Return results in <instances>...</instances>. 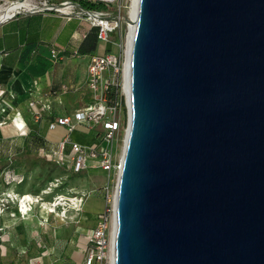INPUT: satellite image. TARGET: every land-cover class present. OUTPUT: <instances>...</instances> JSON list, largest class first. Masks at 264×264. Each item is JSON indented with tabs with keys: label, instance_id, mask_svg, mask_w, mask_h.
<instances>
[{
	"label": "water",
	"instance_id": "obj_1",
	"mask_svg": "<svg viewBox=\"0 0 264 264\" xmlns=\"http://www.w3.org/2000/svg\"><path fill=\"white\" fill-rule=\"evenodd\" d=\"M128 99L113 264H264V0H138Z\"/></svg>",
	"mask_w": 264,
	"mask_h": 264
},
{
	"label": "rangeland",
	"instance_id": "obj_2",
	"mask_svg": "<svg viewBox=\"0 0 264 264\" xmlns=\"http://www.w3.org/2000/svg\"><path fill=\"white\" fill-rule=\"evenodd\" d=\"M5 2L6 0H0V5ZM31 3L36 12L46 6L66 3L71 7L66 12L44 11L71 17H87L84 13L87 9L85 10L68 0L59 3L56 0H48L47 4H45V0H32ZM105 4L116 10H118V6L123 7L120 23L121 38L117 41L111 34L110 41H108L111 43L112 53L117 55L121 67L120 72L114 76L116 85L112 88L117 94V100L112 103L107 102V105L116 108L111 115L119 117L122 123V116L126 115L127 111L122 90V67L125 59V43L130 30L124 18L129 12L130 0H114ZM86 20L89 22L88 19ZM98 52H100L99 49ZM11 100L12 97L4 99L3 93H0V104H7L4 108L0 106V260L6 264H13V261L17 264H57L60 261L58 257L62 254L61 251L65 249L67 252L68 246H71L72 250L69 253L71 264H78L83 242L85 243L83 234L89 230L103 211L113 207L117 172L89 168L75 174L67 162L68 153L65 152L64 155L58 157V154L55 153L56 147H45L44 144V147L40 148L46 139L54 144L59 142L54 138V135L58 133L61 126L56 125L55 129H48L46 127L47 117L39 112L37 113L40 116L35 118V124L22 118L29 128L28 135L30 133L38 135L32 141L29 151L26 150L24 146L26 134L17 135L15 133L17 130L13 125V117L19 116V114L13 115L12 108L8 107ZM27 105V100L20 103L24 109L27 108ZM123 107L125 108L123 109ZM27 114L31 116V111L28 110ZM126 126L127 122L122 125V129L124 130ZM79 129L86 130L85 127H79ZM25 130L26 125L23 131L25 132ZM93 130L99 131L98 128ZM121 138L114 147L116 162L119 161L122 153L123 138ZM26 155H31L34 158L23 161L24 165L14 159ZM42 157H45L46 161L42 160ZM13 174L17 175V178ZM18 179L22 180L18 182ZM25 194L30 197H25ZM20 198L30 200V212L27 217L24 216L25 218L19 212ZM86 199H89L88 202H85ZM78 210L77 215L76 211ZM41 213L43 215L47 213V220L44 223L42 221L46 217L44 215L42 218ZM75 215H77L76 220L74 219ZM70 217L73 218L70 219ZM14 220H17V223H13ZM70 220L77 221L76 231L64 236L62 227L65 222V226L70 227ZM24 221L31 224H24Z\"/></svg>",
	"mask_w": 264,
	"mask_h": 264
},
{
	"label": "crops",
	"instance_id": "obj_3",
	"mask_svg": "<svg viewBox=\"0 0 264 264\" xmlns=\"http://www.w3.org/2000/svg\"><path fill=\"white\" fill-rule=\"evenodd\" d=\"M85 18L64 16L50 11H37L21 13L0 23V93H3L4 99L12 97L8 106H11L13 115L19 114L15 116V123L23 129L25 125L26 129H29L25 121L36 123L35 118L40 116L37 112L47 117L46 127L48 128V123L57 116L71 115L74 111L92 102V93L86 82L89 60L92 55L104 53L107 43L98 41L94 50L89 49L86 54L80 53L81 45L92 26ZM84 48L87 47L84 46ZM112 48L111 45V50ZM23 100H27L28 103L32 101L33 105L28 104L24 109L20 106ZM6 105L0 104L2 108ZM28 110L31 111V116H28ZM79 127H85L86 130L79 129ZM89 129L84 124H78L69 133L65 126H61L54 138L60 143L69 136L70 139L90 147L98 140ZM15 133L25 135L19 133L18 130ZM46 143L51 148L58 145L47 139ZM67 148L68 146L65 147ZM65 152L64 150V154ZM67 153L69 157L70 148ZM25 197L30 196L25 194ZM88 200L86 199L85 202ZM29 209L30 200L20 198L19 212L23 218L28 216ZM76 212L78 215L79 210ZM46 214H44L46 218L42 223L47 220ZM44 215L42 214L41 217L44 218ZM77 215H75V220ZM72 221H69L70 227H66L64 221L62 227L64 236L75 230L77 221ZM96 221L90 228L95 225ZM13 223H17V220ZM24 224L30 225L31 223L24 221ZM87 232L83 234L85 243L83 242L78 264H83L88 245ZM68 247V254L65 249L61 251L62 254L58 257L60 261L57 264H71L69 253L72 248ZM13 264L17 263L13 261Z\"/></svg>",
	"mask_w": 264,
	"mask_h": 264
},
{
	"label": "built area",
	"instance_id": "obj_4",
	"mask_svg": "<svg viewBox=\"0 0 264 264\" xmlns=\"http://www.w3.org/2000/svg\"><path fill=\"white\" fill-rule=\"evenodd\" d=\"M102 3L112 2L114 0H95ZM45 4L47 1L45 0ZM61 4V3H60ZM70 6L62 3V6ZM47 7V6H46ZM82 8V7H81ZM120 6L116 13L111 15L109 11L86 10V18L92 26L97 28V38L99 41H110V35L114 32H120L121 11ZM84 9V8H83ZM33 11V10H32ZM35 11V10H34ZM121 67L118 57L114 53L95 54L90 57L86 82L92 93V102L87 106L74 111L71 115L57 116L48 123V128L53 129L56 125L65 126L71 133L76 125L84 124L90 129H97L99 138L94 146L86 147L81 143L65 137L58 143L55 153L64 155L65 147L70 148V154L67 162L73 173H80L89 168H99L107 172L120 171V159L116 162L114 156V147L124 134L127 126L122 129V123L119 117L112 116L116 110L115 106L107 105L105 91L109 86L115 83L114 76L120 72ZM29 105H33L30 101ZM45 107V106H44ZM128 121V107L126 105ZM111 115V116H109ZM18 132L27 134L28 129L23 131V127L15 123ZM122 130V133L120 134ZM123 138V136H122ZM121 138V139H122ZM80 201L82 199L80 198ZM79 201V202H80ZM114 209H108L100 214L95 225L90 228L86 234L88 245L85 250L83 264H113L111 231L113 229Z\"/></svg>",
	"mask_w": 264,
	"mask_h": 264
},
{
	"label": "bare ground",
	"instance_id": "obj_5",
	"mask_svg": "<svg viewBox=\"0 0 264 264\" xmlns=\"http://www.w3.org/2000/svg\"><path fill=\"white\" fill-rule=\"evenodd\" d=\"M32 0H12V1H7L3 4L0 5V22H3L14 15L21 13L22 11L30 12L32 10H36L34 5L31 3ZM137 5H138V0H130V6H129V12L128 14L130 15L131 19H133V22L128 23L129 27V32L127 34V39L125 43V59L123 61V67H122V72H123V93L125 96V99H127V104L128 103V90H129V65H130V51H131V44H132V38H133V33L135 29V20H136V11H137ZM37 6V5H36ZM48 7V6H47ZM55 9H58L59 11L66 12L70 6L63 5V6H54ZM126 135H127V129H125L124 134H123V146H122V153L120 157V161L123 156V151L125 147V142H126ZM119 174V173H118ZM118 176L117 175V181H118ZM117 184V182H116ZM116 196V187H115V194L113 196V209L115 205V197ZM79 201V200H78ZM78 206V205H77ZM115 211V210H114ZM113 226L115 224V212L113 214ZM113 237H114V227L111 231V246H112V261H113Z\"/></svg>",
	"mask_w": 264,
	"mask_h": 264
},
{
	"label": "trees",
	"instance_id": "obj_6",
	"mask_svg": "<svg viewBox=\"0 0 264 264\" xmlns=\"http://www.w3.org/2000/svg\"><path fill=\"white\" fill-rule=\"evenodd\" d=\"M56 1L59 3L61 1H66V0H56ZM68 1L74 2L77 5H79L80 7L84 8V9H87V10H102V11H110V12H113V13L117 12V10L114 7H111L110 5L105 4V3H102V2H93L91 0H68ZM120 11H121V14H122L123 13L122 12L123 11V7L120 8ZM112 34H113L114 38L117 41H119L120 38H121V35H122V30H121V32H117L116 31V32H114ZM98 41L99 40L97 38V28L95 26H91L90 31L86 34L85 41L81 45L80 53L86 54V53H88V50L89 49L90 50H94L96 48V44H97ZM106 45H107L106 46V51L108 53H112L111 43L108 42ZM84 46H86L87 48L85 49ZM106 51L104 53H107ZM115 85H116V83H114L111 86H109L108 89H106V91L104 93L106 102H108V103H112L115 100H117V94L112 90V88H114ZM8 107L11 108V106H8ZM124 108L125 107H123V109ZM122 118H123L122 123L124 124L126 122V115L123 114ZM89 130L92 131V133L94 134V136H96V138L99 137V135H97L98 132L96 130H91V129H89ZM25 136L26 137H25V145L24 146H25L26 150H28L31 147V145H32V141L35 140V138H37L38 135H34L33 133H30L28 135V133H27ZM97 140H98V138H97ZM44 144H45V147L46 146L48 147V144L45 141V142H43V146H40V148L41 147H44ZM68 148L65 149L66 150V153L68 151ZM30 158H34V157H31V155H26L24 157L14 158V159L18 160L20 164L24 165L25 164L24 163L25 160L26 159H30ZM42 160H45L46 161V158L45 157H42ZM75 174H78V173H75ZM14 176H15V178H17V175H14ZM21 180L22 179H18V182H20ZM0 264H3V263L0 262Z\"/></svg>",
	"mask_w": 264,
	"mask_h": 264
}]
</instances>
